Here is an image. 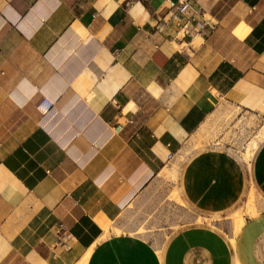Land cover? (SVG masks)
<instances>
[{"label":"crops","instance_id":"obj_1","mask_svg":"<svg viewBox=\"0 0 264 264\" xmlns=\"http://www.w3.org/2000/svg\"><path fill=\"white\" fill-rule=\"evenodd\" d=\"M172 1L0 0V264H264L257 201L236 243L240 210L227 232H106L162 205L189 150L175 184L202 216L264 196V136L247 160L219 130L232 109L264 120V0H189L184 33Z\"/></svg>","mask_w":264,"mask_h":264},{"label":"rangeland","instance_id":"obj_2","mask_svg":"<svg viewBox=\"0 0 264 264\" xmlns=\"http://www.w3.org/2000/svg\"><path fill=\"white\" fill-rule=\"evenodd\" d=\"M260 123L263 125L264 120H256L254 115H246L240 118L238 116V110L232 109L229 114L223 116L222 124L219 128V130H223L224 127H228L224 137L222 138V142H225L231 147L237 149L238 151H236V154L238 155L239 152H243L244 148L250 147L251 144L249 143H252L254 140L257 142V130L261 127ZM214 138V136L211 137L210 134H208L207 136L202 137V141H208ZM263 140H261L260 143ZM191 153L192 152L189 150L187 154H183L181 157L177 156L178 159L177 157H173V159L167 164L166 167L169 171L173 167L177 169L176 175H172L169 171L166 172V170L159 173L160 180L167 184V192L164 199L162 198V205L152 206L148 216H128L127 213H122L121 216H119L110 225V230L115 232V228L118 227L120 228V232L131 231L136 229L138 226H145L151 230L146 237L151 239L153 242H156L160 239L163 240L172 236L176 231L185 226L200 223L198 222L199 219V221L216 224L222 230L227 232L231 224L230 216L232 213L235 210H243L245 212L244 209H246L248 195L238 206H236L235 209L230 212L223 213L219 216V219L213 216H202L201 213L186 204V199L181 197L175 184L182 170L180 165L181 162L184 161L185 157H188ZM254 195L257 204L263 208L264 196L256 190H254ZM178 197L183 201H179ZM246 215L248 214L245 213V216Z\"/></svg>","mask_w":264,"mask_h":264},{"label":"bare ground","instance_id":"obj_3","mask_svg":"<svg viewBox=\"0 0 264 264\" xmlns=\"http://www.w3.org/2000/svg\"><path fill=\"white\" fill-rule=\"evenodd\" d=\"M191 26V23H188L187 25H185L182 29L181 32H185L189 27ZM264 136V126H262L261 128H259L258 130V134L257 137L260 138ZM251 144L250 147L244 148L243 150V155L245 156V158L247 160H249L251 158L252 155V151L255 148L257 142L256 140H254ZM245 212L242 211H238L237 213H235L232 217L233 220V236H232V240L233 242L236 243V235L238 234V232L240 231V229L242 228L244 222H245V213H247L248 215H256L259 213V210L256 207V200H255V195L252 193L250 198L248 199L247 203H246V209H244ZM142 230V229H141ZM107 234H109L110 232V226L107 227L106 229ZM115 232L119 231L117 229H115ZM91 251V248L85 253V255L83 256L82 260L80 261L79 264H85L88 258V255Z\"/></svg>","mask_w":264,"mask_h":264},{"label":"built area","instance_id":"obj_4","mask_svg":"<svg viewBox=\"0 0 264 264\" xmlns=\"http://www.w3.org/2000/svg\"><path fill=\"white\" fill-rule=\"evenodd\" d=\"M171 4L172 6H174L173 12H172L173 17H176L179 20H181L183 17L187 18L186 21L179 22L181 28H183L188 23H191V21L196 18L195 16L197 14V9L193 8L189 0H180L178 5L175 4V1H172ZM199 23H200V27L203 28L205 25V22L199 21ZM53 105H54V101L46 96L43 97V99L38 104L39 108L43 111L49 110V108L52 107ZM57 231L59 232L61 236L60 239L62 241L65 240L66 236L68 235V232L63 223L59 224Z\"/></svg>","mask_w":264,"mask_h":264}]
</instances>
